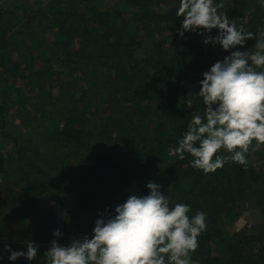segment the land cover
Segmentation results:
<instances>
[{
  "label": "trees",
  "instance_id": "1",
  "mask_svg": "<svg viewBox=\"0 0 264 264\" xmlns=\"http://www.w3.org/2000/svg\"><path fill=\"white\" fill-rule=\"evenodd\" d=\"M223 2L238 24L264 28L258 0ZM177 7L178 0H0V252L5 244L26 251L30 240L39 246L31 264H46L53 239L67 245L91 235L100 213L147 194L153 180L171 204L206 213L194 264H264V166L256 159L264 145L250 149L247 167L228 162L209 174L190 155L169 154L192 115L204 113L202 73L229 54L196 33L180 37ZM17 109L23 120L9 130L6 117ZM41 116L42 145L26 133ZM246 202L262 221L230 233ZM56 229L63 235L54 237ZM7 256L0 264H13Z\"/></svg>",
  "mask_w": 264,
  "mask_h": 264
},
{
  "label": "clouds",
  "instance_id": "2",
  "mask_svg": "<svg viewBox=\"0 0 264 264\" xmlns=\"http://www.w3.org/2000/svg\"><path fill=\"white\" fill-rule=\"evenodd\" d=\"M258 2L264 7V0ZM222 9L223 0H178L176 9L182 18L180 37L196 33L204 45H219L229 52L202 73L197 98L204 113L192 115L178 146L169 153L180 160L190 155L191 165L204 174L228 162L247 167L250 149L264 145V28L253 32ZM249 40L255 43L246 47ZM185 103L193 109L192 98ZM162 187L149 180L147 194H131L100 213L91 235L73 236L67 245L53 239L43 256L46 264H194L192 253L207 230L206 213L189 215L191 205L171 204ZM62 235L60 229L53 232L54 237ZM38 248L30 240L26 251L5 244L0 260L8 253L13 264L20 257L31 264Z\"/></svg>",
  "mask_w": 264,
  "mask_h": 264
},
{
  "label": "rangeland",
  "instance_id": "3",
  "mask_svg": "<svg viewBox=\"0 0 264 264\" xmlns=\"http://www.w3.org/2000/svg\"><path fill=\"white\" fill-rule=\"evenodd\" d=\"M35 87L33 86V88L31 89V91H33V92H30L31 96H35V95H37V93H39L38 89ZM31 96H30L28 101L31 105H33L32 104L33 98ZM57 112L58 111H55V112H53L54 114L53 113H50V114H51V116L52 115L58 116ZM18 113H19L18 109L15 112L12 111L10 113L9 116H10L12 121H9V118L6 117L7 128L9 130H13L14 125H16V123L17 124L20 123L23 120L22 118L24 116L21 115L22 113L20 114V116ZM33 121H34L33 119H30L29 124L28 125L26 124V128H27L26 133H30L33 136V139L35 141H37V143L42 145L44 140L38 136V133H39L38 122L41 121L44 124H48V116H44V117L41 116L40 120H37L35 122H33ZM256 159L258 162L257 165L264 166V155H262V156L256 155ZM0 181H1V177H0ZM261 221H262V214H261L260 208L256 206V203L254 204L253 202L252 203L246 202L241 207V214L239 215V218L233 224L229 225L228 229H229L230 233H235L236 231H242L245 229L254 230L255 228H257L259 226L258 224Z\"/></svg>",
  "mask_w": 264,
  "mask_h": 264
}]
</instances>
